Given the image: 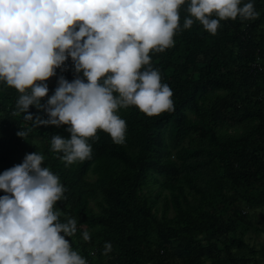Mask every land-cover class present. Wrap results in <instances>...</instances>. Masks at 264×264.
Segmentation results:
<instances>
[{
	"label": "trees",
	"instance_id": "obj_1",
	"mask_svg": "<svg viewBox=\"0 0 264 264\" xmlns=\"http://www.w3.org/2000/svg\"><path fill=\"white\" fill-rule=\"evenodd\" d=\"M251 2L257 19L221 21L215 35L199 22L184 29L189 13L182 5L174 46L149 54L173 92L174 111L149 117L135 106L120 109L125 143L98 130L83 162L66 166L51 150L53 135L70 138L66 125L32 127L16 112L20 93L0 82V174L26 154L45 157L42 166L65 188L54 210L62 223L76 219L77 232L66 239L84 259L94 250L98 261L109 258L105 264H264V238L258 250L243 240L250 227L264 236V214L254 227L242 207L264 210V0ZM60 76L75 78L71 58L46 81L42 104ZM28 111L48 119L34 105ZM227 124L239 131L226 133ZM154 186L160 190L152 194ZM106 242L109 257L102 254Z\"/></svg>",
	"mask_w": 264,
	"mask_h": 264
},
{
	"label": "clouds",
	"instance_id": "obj_2",
	"mask_svg": "<svg viewBox=\"0 0 264 264\" xmlns=\"http://www.w3.org/2000/svg\"><path fill=\"white\" fill-rule=\"evenodd\" d=\"M185 4L183 28L199 22L212 35L221 21L260 15L251 0H0V82L20 93L16 112L32 127L67 126L70 138L51 139L66 166L91 159L88 141L98 139V130L125 143L120 109L135 106L149 117L174 111L173 92L149 54L174 46ZM69 58L75 78L60 76L42 104L46 81L56 69L66 70ZM33 105L48 119L30 113ZM17 135L25 139L28 133ZM44 160L37 152L26 154L0 174V264H88L66 239L77 232V221L60 222L54 205L66 199L65 188ZM83 239L90 240L87 231ZM112 250L106 242L102 254L109 257Z\"/></svg>",
	"mask_w": 264,
	"mask_h": 264
},
{
	"label": "rangeland",
	"instance_id": "obj_3",
	"mask_svg": "<svg viewBox=\"0 0 264 264\" xmlns=\"http://www.w3.org/2000/svg\"><path fill=\"white\" fill-rule=\"evenodd\" d=\"M236 129H237V127L235 128L234 126H231L228 124L225 125V132L226 133H234L235 131H239L238 129L237 130ZM184 144L188 145V142L185 141ZM93 178H94V176L89 174V179L92 180ZM159 190H160V188L158 186H154V187H152L151 192H152V194H155V193H158ZM168 192L169 191L167 189L162 190L160 197L163 198L164 196L168 195ZM161 198L157 204V209H158L157 215L158 216L161 214L160 211H161L162 204H163ZM242 207H243V211L245 212V214L247 216V219H249L252 226L260 227L262 224V217L261 216H262V214H264V210L259 209L256 212H252L251 209L247 208V206H245L243 204H242ZM169 215H171V214H169ZM252 230H253V228H251V227L248 229V231L246 232V234L243 237V240L246 241V243L250 244L251 246L253 245L255 247V250H258L260 248V246L263 244L264 236L261 234L256 235L253 233ZM250 259H251V261L254 260V259H252V257H250Z\"/></svg>",
	"mask_w": 264,
	"mask_h": 264
},
{
	"label": "built area",
	"instance_id": "obj_4",
	"mask_svg": "<svg viewBox=\"0 0 264 264\" xmlns=\"http://www.w3.org/2000/svg\"><path fill=\"white\" fill-rule=\"evenodd\" d=\"M255 67H258L260 68L259 64H255L254 65ZM86 261L88 262V264H105V262L109 259H105L104 261H98V258H97V254L94 250H89L88 251V255L86 256Z\"/></svg>",
	"mask_w": 264,
	"mask_h": 264
}]
</instances>
